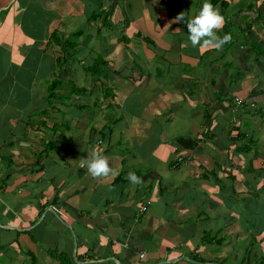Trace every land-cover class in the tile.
<instances>
[{
	"label": "crops",
	"instance_id": "1",
	"mask_svg": "<svg viewBox=\"0 0 264 264\" xmlns=\"http://www.w3.org/2000/svg\"><path fill=\"white\" fill-rule=\"evenodd\" d=\"M202 3L0 0V264H264V0Z\"/></svg>",
	"mask_w": 264,
	"mask_h": 264
},
{
	"label": "clouds",
	"instance_id": "2",
	"mask_svg": "<svg viewBox=\"0 0 264 264\" xmlns=\"http://www.w3.org/2000/svg\"><path fill=\"white\" fill-rule=\"evenodd\" d=\"M173 22L186 25L188 40L193 47L202 45L209 49L221 50L232 40L230 33H225L223 36L218 34L224 25L225 18L213 5L212 0H203L199 11L190 19L180 14ZM81 165L86 167L87 172L93 177L118 174L116 169L110 167L107 158L95 151L91 153V158L83 159ZM127 179L133 184L142 183L141 178L134 172H130Z\"/></svg>",
	"mask_w": 264,
	"mask_h": 264
},
{
	"label": "trees",
	"instance_id": "3",
	"mask_svg": "<svg viewBox=\"0 0 264 264\" xmlns=\"http://www.w3.org/2000/svg\"><path fill=\"white\" fill-rule=\"evenodd\" d=\"M93 18H99V19L101 18L102 19V12L94 14V17ZM59 45H60V48H61L62 53H65V50H66L65 47L71 46L72 44H71L70 41H65V42H60ZM62 60H63V57L61 58V60H60V57H58V64L59 65L63 63V62H61ZM97 72L98 71L96 69L93 71V73H97ZM58 83L59 82H56V81H54V82L51 83L52 87L50 88V94L48 96V99H50L51 97H53L55 95L54 91H55V87L58 85ZM60 262L62 264H70V262L65 257H63V256L60 259Z\"/></svg>",
	"mask_w": 264,
	"mask_h": 264
},
{
	"label": "built area",
	"instance_id": "4",
	"mask_svg": "<svg viewBox=\"0 0 264 264\" xmlns=\"http://www.w3.org/2000/svg\"><path fill=\"white\" fill-rule=\"evenodd\" d=\"M235 103H236V107L234 108V112L238 109V107L240 106V105H242L241 103H242V100H239V99H237L236 101H235ZM145 210H146V208L143 206V207H141L140 208V210H139V215L140 214H142V213H144L145 212Z\"/></svg>",
	"mask_w": 264,
	"mask_h": 264
},
{
	"label": "rangeland",
	"instance_id": "5",
	"mask_svg": "<svg viewBox=\"0 0 264 264\" xmlns=\"http://www.w3.org/2000/svg\"><path fill=\"white\" fill-rule=\"evenodd\" d=\"M248 103V102H247Z\"/></svg>",
	"mask_w": 264,
	"mask_h": 264
}]
</instances>
